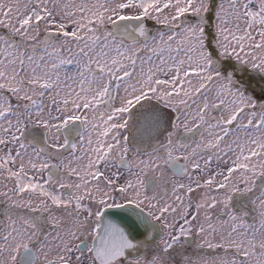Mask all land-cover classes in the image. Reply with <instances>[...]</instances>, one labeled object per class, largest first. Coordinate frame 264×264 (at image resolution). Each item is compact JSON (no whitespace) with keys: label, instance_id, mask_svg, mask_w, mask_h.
Here are the masks:
<instances>
[{"label":"snow or ice","instance_id":"6c2138e0","mask_svg":"<svg viewBox=\"0 0 264 264\" xmlns=\"http://www.w3.org/2000/svg\"><path fill=\"white\" fill-rule=\"evenodd\" d=\"M0 264H264V0H0Z\"/></svg>","mask_w":264,"mask_h":264}]
</instances>
